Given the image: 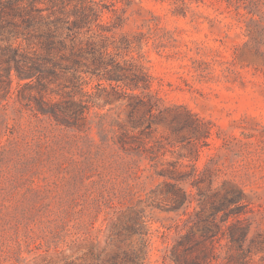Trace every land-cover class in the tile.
<instances>
[{
	"label": "rangeland",
	"instance_id": "1",
	"mask_svg": "<svg viewBox=\"0 0 264 264\" xmlns=\"http://www.w3.org/2000/svg\"><path fill=\"white\" fill-rule=\"evenodd\" d=\"M97 1L127 18L122 32L142 33V64L165 105H185L214 123L199 166L216 164L221 178L245 191L247 245L264 264V0ZM3 89L0 264H80L92 244L105 245L110 220L163 179L115 145L113 112L93 110L80 130V121L67 127L23 108L16 83L7 99ZM147 214L149 262L172 264L176 235L165 227L178 216Z\"/></svg>",
	"mask_w": 264,
	"mask_h": 264
},
{
	"label": "trees",
	"instance_id": "2",
	"mask_svg": "<svg viewBox=\"0 0 264 264\" xmlns=\"http://www.w3.org/2000/svg\"><path fill=\"white\" fill-rule=\"evenodd\" d=\"M126 25L97 0H0L3 97L16 83L23 108L67 127L80 121V130L93 110L113 112L115 145L163 179L110 220L105 245L92 244L80 264H151L150 208L178 216L165 227L176 235L172 264H256L248 196L216 164L199 166L214 123L165 105L142 64L143 35L122 32Z\"/></svg>",
	"mask_w": 264,
	"mask_h": 264
}]
</instances>
